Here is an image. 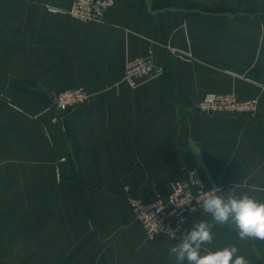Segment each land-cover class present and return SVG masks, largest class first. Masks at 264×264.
I'll return each mask as SVG.
<instances>
[{
    "label": "crops",
    "instance_id": "crops-1",
    "mask_svg": "<svg viewBox=\"0 0 264 264\" xmlns=\"http://www.w3.org/2000/svg\"><path fill=\"white\" fill-rule=\"evenodd\" d=\"M71 2L0 0V264H175L181 240L149 237L128 199H166L185 166L264 203V0H114L87 23ZM141 57L164 71L131 88ZM66 88L89 97L54 123ZM226 92L255 99L253 117L196 112ZM213 233L201 255L264 264V240Z\"/></svg>",
    "mask_w": 264,
    "mask_h": 264
},
{
    "label": "built area",
    "instance_id": "built-area-1",
    "mask_svg": "<svg viewBox=\"0 0 264 264\" xmlns=\"http://www.w3.org/2000/svg\"><path fill=\"white\" fill-rule=\"evenodd\" d=\"M114 0H72L64 12L83 23L94 21L113 5ZM49 12H58L48 7ZM163 73V68L150 58L141 57L126 63L123 81L135 88L145 81ZM82 88H66L59 91L52 102V121L57 123L67 111L83 105L88 99ZM196 112L206 117L227 116L251 118L256 112L255 99L243 100L232 92L207 93L196 104ZM213 186L204 182L194 170L180 168V178L176 180L166 199L145 202L141 198L128 199L136 220L149 237L165 235L182 240L192 228L191 218L196 214H206L202 204L206 193ZM211 217V216H210Z\"/></svg>",
    "mask_w": 264,
    "mask_h": 264
},
{
    "label": "clouds",
    "instance_id": "clouds-1",
    "mask_svg": "<svg viewBox=\"0 0 264 264\" xmlns=\"http://www.w3.org/2000/svg\"><path fill=\"white\" fill-rule=\"evenodd\" d=\"M199 155V151H195ZM221 189L213 186L203 200V210L212 217L214 223L205 220L194 223L183 236L180 243L169 250L175 264H249L246 257L239 255L237 247L223 249L201 255L203 245L211 244L214 239L213 228L216 224L235 226L239 239L257 238L264 240V203L256 201L247 193L239 196L218 195Z\"/></svg>",
    "mask_w": 264,
    "mask_h": 264
},
{
    "label": "trees",
    "instance_id": "trees-1",
    "mask_svg": "<svg viewBox=\"0 0 264 264\" xmlns=\"http://www.w3.org/2000/svg\"><path fill=\"white\" fill-rule=\"evenodd\" d=\"M164 71V70H163Z\"/></svg>",
    "mask_w": 264,
    "mask_h": 264
}]
</instances>
